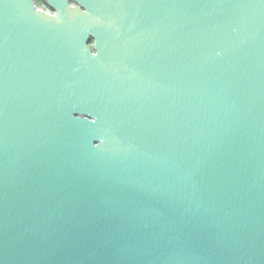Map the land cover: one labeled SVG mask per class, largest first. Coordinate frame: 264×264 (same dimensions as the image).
<instances>
[{
	"label": "water",
	"instance_id": "1",
	"mask_svg": "<svg viewBox=\"0 0 264 264\" xmlns=\"http://www.w3.org/2000/svg\"><path fill=\"white\" fill-rule=\"evenodd\" d=\"M0 0V264H264V0Z\"/></svg>",
	"mask_w": 264,
	"mask_h": 264
},
{
	"label": "built area",
	"instance_id": "2",
	"mask_svg": "<svg viewBox=\"0 0 264 264\" xmlns=\"http://www.w3.org/2000/svg\"><path fill=\"white\" fill-rule=\"evenodd\" d=\"M37 6L39 7V9L45 10V11H50L47 3L44 2H40L39 4H37Z\"/></svg>",
	"mask_w": 264,
	"mask_h": 264
},
{
	"label": "flooded vegetation",
	"instance_id": "3",
	"mask_svg": "<svg viewBox=\"0 0 264 264\" xmlns=\"http://www.w3.org/2000/svg\"><path fill=\"white\" fill-rule=\"evenodd\" d=\"M36 4H39L40 2H44V0H35Z\"/></svg>",
	"mask_w": 264,
	"mask_h": 264
}]
</instances>
